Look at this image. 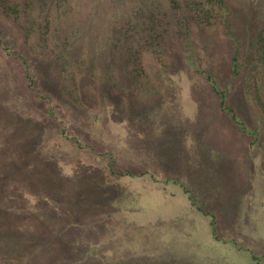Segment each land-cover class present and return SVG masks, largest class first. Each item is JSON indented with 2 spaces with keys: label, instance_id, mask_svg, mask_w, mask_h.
Returning <instances> with one entry per match:
<instances>
[{
  "label": "rangeland",
  "instance_id": "374dc122",
  "mask_svg": "<svg viewBox=\"0 0 264 264\" xmlns=\"http://www.w3.org/2000/svg\"><path fill=\"white\" fill-rule=\"evenodd\" d=\"M30 1L0 3V264H264V0H212L208 26L202 0Z\"/></svg>",
  "mask_w": 264,
  "mask_h": 264
},
{
  "label": "trees",
  "instance_id": "16d2710c",
  "mask_svg": "<svg viewBox=\"0 0 264 264\" xmlns=\"http://www.w3.org/2000/svg\"><path fill=\"white\" fill-rule=\"evenodd\" d=\"M51 1H54L55 2V5H54V7H55V9L58 11V13H62V14H66L67 15V7H70L71 5H78V6H80V5H83L84 4V0H51ZM106 0H86L85 2H87V4H89V8H88V11H87V15L88 14H90V15H95L96 14V10H98L101 6H103V4H104V2H105ZM21 2H22V4L24 5V6H26V5H31V1L30 0H21ZM28 2H30V3H28ZM46 2V1H45ZM107 2V1H106ZM216 5L218 4H221V0H216ZM0 3L1 4H4V6L10 11V13H11V11L12 12H14V14L15 13H18V11H17V8H19L20 9V5L18 4V0H0ZM211 3H212V0H206V1H200V2H197V3H195V5H193V6H199V8H198V12H197V15L196 16H194V15H191V21L193 20V18L195 19V21L198 23V24H200V25H204V26H208V24L210 25V16H208V9H209V6L211 5ZM33 4V3H32ZM210 4V5H209ZM41 8V7H40ZM200 10V11H199ZM138 11V14H140L141 13V10H140V8H139V10H137ZM130 14V15H129ZM133 15V16H132ZM129 16L132 18H135L133 21H132V24H135L134 23V21L136 20V19H138L137 18V16H135V14H133V13H131V11H127L126 12V14H124L123 16H122V20L120 19V17L121 16H119L118 18H119V22L118 23H116V29H113L112 30V32L110 33V34H108L107 36H106V38H107V43H106V47H110V49L112 50V49H114V48H116L117 46H118V43H117V39L119 40H121V41H125V40H128L129 39V37L130 36H132L131 35V33H128V31H127V29H128V26L126 25V23H128L129 22V20L131 19H129ZM117 18V19H118ZM125 18V19H124ZM148 18V17H147ZM175 18V17H174ZM174 18H172L171 19V23L173 22L175 25H177L176 26V31L175 30H172L171 32V34H170V37H173V36H176V34H177V31H178V29H179V22L176 20V18L174 19ZM149 19V18H148ZM151 19H152V17H151ZM182 19H183V21H184V23H183V34L184 35H187V29H188V25L190 24V22L191 21H189V23H187V18H184V17H182ZM88 20H90V19H88ZM180 21V20H179ZM65 22V21H64ZM78 22H80V21H78ZM110 22H111V20H110ZM63 23V22H62ZM113 23H115L114 21H112V23H110V25H108V26H111ZM155 23L156 24H160L161 22L160 21H155ZM188 24V25H187ZM74 28H73V23L71 24V30H73V31H69V33H71V32H73V34H74V36H73V40H76V45H79V42H80V40H79V38H80V36H79V34H81V35H84L83 34V32L85 31V29L84 28H82V26L79 24V23H77V22H75L74 23ZM90 25H91V23H90ZM63 28H65L64 26H62ZM160 27V26H159ZM82 28V29H81ZM92 28V26L90 27V28H88V30H87V32H86V36L88 35V36H90V41L91 42H94V43H92V44H95V43H97V40H96V37H95V34L96 33H94V32H96V30L95 29H91ZM113 31H115V37H112V34H113ZM141 31H142V29H141ZM143 34H145V36L144 37H142L141 35L137 38V40H135V42H136V44L139 46L140 45V41L141 40H143V39H145L148 35H151V33L149 32V33H143ZM227 34H228V36H231L232 37V33H231V31L229 30L228 32H227ZM156 37H158V36H161L162 34H161V32L159 31V29H156ZM79 37V38H78ZM159 38V37H158ZM233 38V37H232ZM108 45V46H107ZM142 45V44H141ZM140 45V46H141ZM108 47V48H109ZM121 49V48H120ZM117 54H119V55H121L122 57H124L125 56V53H123V52H120V51H117ZM211 86H212V88H213V90L215 91V92H217L218 93V95H219V106H220V108L222 109V110H224V111H226L229 115H230V117H231V119H232V121L238 126V128L240 129V131H242L243 133H244V125L242 124V122L241 121H239V119H237L236 117H235V115L233 114V112L230 110V108L229 107H227L226 105H225V103H224V99H223V95L219 92V91H217L216 90V88H215V86H214V84H213V82H211ZM7 132H9V128H7V130H6V133ZM5 133V135H4V130H3V133H1L0 132V136L1 137H5L4 138V141H3V145L2 144H0V149L2 150V153L0 152V174H3V175H1L0 176V178H4L5 179V177H7L8 175H6L7 173L6 172H9V169H5V170H3V168H5V167H8V165H5L4 163H7V161H5V160H3L2 159V155H5V156H7L6 154H8V152H7V150H8V146L10 145V143L12 142H14L13 141V138H10L11 136H9L8 134H6ZM7 138L9 139L10 138V140H7ZM16 137H14V139H15ZM251 142H252V139L249 141V144H251ZM6 151V152H5ZM13 162V161H12ZM14 163V162H13ZM14 165H15V163H14ZM4 208L2 207V206H0V217L1 218H3V216L4 215H8L9 213H4ZM12 213V212H11ZM14 214V213H13ZM16 215L14 214V216L13 217H15Z\"/></svg>",
  "mask_w": 264,
  "mask_h": 264
},
{
  "label": "crops",
  "instance_id": "0c3cea01",
  "mask_svg": "<svg viewBox=\"0 0 264 264\" xmlns=\"http://www.w3.org/2000/svg\"><path fill=\"white\" fill-rule=\"evenodd\" d=\"M218 102H219V100H218ZM204 106H207V105H204ZM230 110H231V108H230ZM216 112L218 113L219 116L224 117L225 121L229 124L228 125L229 128H231L232 125L237 127L236 124L232 121L230 115L226 111L222 110L219 105L217 107ZM229 132H230V130H229ZM241 138L242 137L239 136V139H234L235 140L234 143L238 146H244L243 152H241V150H238L236 154L227 155L225 158L226 159H234V164L237 161V170L239 172V175L236 177L238 179L239 185L242 184L243 182L245 185V179H246L245 174H246V169H247L248 156L244 152L246 150L245 147L247 148V145H249V142H248L249 140L245 136H244L243 140ZM207 145H210V141ZM222 157H224V156H222ZM207 163H208V165H210V161H208V157H207ZM235 181H236V178H235Z\"/></svg>",
  "mask_w": 264,
  "mask_h": 264
}]
</instances>
